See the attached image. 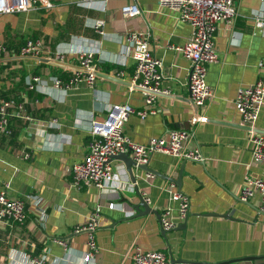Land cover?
<instances>
[{
  "label": "crops",
  "instance_id": "crops-1",
  "mask_svg": "<svg viewBox=\"0 0 264 264\" xmlns=\"http://www.w3.org/2000/svg\"><path fill=\"white\" fill-rule=\"evenodd\" d=\"M76 1L53 0L50 9L0 14V39L9 52L26 39H39L51 58L54 50L63 53L59 61L22 57L0 64V98L22 99L32 117L31 121L10 117V135L0 134V187L6 186L11 197L25 199L27 206L23 222L0 223V264H33L29 263L33 257L41 258L43 264H129L132 241L142 250H162L168 257L169 250L174 258L195 262L264 254V217L258 212L261 196L255 191L242 201L238 195L245 174L264 180V163L250 158L248 133L233 103L238 88L251 84L261 71L260 64L264 65V29L254 25L255 17L264 20V0H235L233 22H217V60L207 63L205 77L212 96L201 106L187 97V59L174 49L190 33L176 12L156 0H136L140 11L132 16L120 11L132 0H106L102 9ZM96 18L104 20L103 35L92 27ZM130 30L147 32L149 48L161 60L160 87L165 91L155 97L156 109L145 116L128 113L123 132L144 144L149 137L165 136L169 129L189 127L192 136L187 145L197 146L203 157L202 161L182 160L161 152L149 156L147 164L153 170L173 178L179 174V186L132 168L135 185L149 205L169 208L175 225L163 234L153 212L136 214L130 206L138 198L119 160H109L114 177L107 187H78L69 181L71 165L85 152L91 122L104 120L109 105L113 115L121 104L135 110L143 107L142 90L131 87L129 81L133 59L125 34ZM90 48L98 64L109 68L101 70L97 64L101 75L90 86L51 88L49 77L67 78L76 67L77 51ZM34 73L42 76V84L26 90L25 80ZM51 119L56 123L43 126ZM255 121L256 129L264 131V99ZM23 151L29 156L22 157ZM173 191L189 198L186 218L177 215ZM29 193L42 197L43 222L26 200ZM110 201L114 203L107 208ZM97 203L101 206L94 232L98 248L94 257L83 262L87 236L72 229L86 220ZM224 211L231 216L204 214ZM182 222L184 227L176 228Z\"/></svg>",
  "mask_w": 264,
  "mask_h": 264
},
{
  "label": "built area",
  "instance_id": "built-area-1",
  "mask_svg": "<svg viewBox=\"0 0 264 264\" xmlns=\"http://www.w3.org/2000/svg\"><path fill=\"white\" fill-rule=\"evenodd\" d=\"M121 6L120 11L124 16H132L139 13L136 0ZM164 6L177 13L178 20L189 26V36L176 45L177 49L187 59V97L196 106H201L212 96V89L206 83L207 63L217 60V50L214 46V33L218 21L232 23L236 17L235 0H156ZM106 0H78L76 4L85 7L102 9ZM95 3V4H94ZM97 3V5H96ZM53 0H0V14L25 11L32 8L50 9ZM102 18H96L92 27L96 33L103 35ZM254 25L264 29V20L255 17ZM125 41L132 50L133 71L130 75V86L137 87L144 94L143 107L135 110L129 104L116 106L117 112L113 115V106L109 105L107 116L102 121H92L89 136L85 145L83 156L74 161L70 167V184L75 186L95 185L99 188L111 185L114 173L109 162V157L118 152H129L136 163H147L149 156L154 152L168 153L177 159H189L202 161V155L197 146H188L187 140L192 136L191 128H172L165 136H152L147 143L140 144L132 141L123 132V121L130 112H136L143 117L147 112L156 109L155 97L164 92L160 87L162 78L161 60L149 48L147 32L127 31ZM77 64L71 69L67 78L58 74L49 77L51 88H66L71 85L84 83L87 86L93 84L98 76V62L94 59V48L79 49ZM22 57H34L39 60L43 58L59 61L63 53L54 50L53 56L45 54L39 39H26L15 52H9L4 42L0 39V64L7 60H15ZM256 79L249 85L240 86L236 92L233 103L239 113V122L244 126L250 140V158L255 162L264 163V131L256 129L257 114L264 99V65ZM121 73V71H119ZM42 84V76L34 73L29 74L25 80L26 90H36ZM20 116L26 121L32 117L24 107L22 99L0 98V134L9 136V118ZM194 119V118H193ZM35 120V119H34ZM42 123V122H41ZM55 120H47L44 125L54 124ZM43 129V128H42ZM22 157H28L29 153L23 151ZM244 183L239 191V200L248 201L252 194L257 191L260 196L258 212L264 217V180L260 177L244 176ZM133 188L134 184L131 182ZM6 186L0 187V223H21L26 215V201L21 197L7 195ZM148 203L149 199L142 196ZM171 197L178 201L177 215L180 219L185 217L188 209L189 198L179 191L171 192ZM26 200L38 212V219L44 221V207L42 197L37 193H29ZM113 201L107 202L106 207L111 208ZM101 206L95 204L86 216V220L72 229L73 232L82 230L85 232L87 250L82 254V261L87 262L97 250L95 229L99 224ZM169 208H161L160 226L163 229L171 228L175 222L168 216ZM63 247L64 240L57 239ZM27 257H29L26 254ZM29 263L43 264L41 258H31ZM129 264H171L165 252L158 249L142 250L134 241L131 243L129 252Z\"/></svg>",
  "mask_w": 264,
  "mask_h": 264
},
{
  "label": "water",
  "instance_id": "water-1",
  "mask_svg": "<svg viewBox=\"0 0 264 264\" xmlns=\"http://www.w3.org/2000/svg\"><path fill=\"white\" fill-rule=\"evenodd\" d=\"M96 73H97V75H101V71H96ZM111 158L117 159L123 163L124 168H125L127 175H128V179L134 184V187L132 189L136 193L138 201L136 203H130V206L133 208V210L136 212V214H144V213H148V212H153L155 214V216H157V218L160 221L161 216L159 214V210L156 207L150 206L149 203L146 202V200L142 197L141 193L138 191L137 186L135 185L136 180H135V175L132 171V168L135 167L137 169H140V170L144 171L146 174L147 173L157 174L163 179H169V180L173 181L176 184V186H179V184H180L179 183L180 182L179 174L175 178H173L167 174L166 175L161 174L160 172L150 168L147 163H136L132 159V157L130 156L129 152H118L116 154L110 155L109 160ZM184 159H182V160H184ZM180 171H181V169H180ZM180 171H179V173H180ZM204 214L218 215V216H225V217L231 216V214H229L227 211H224L222 213L207 212ZM185 218H186V216H185ZM184 224H185V222L179 223L176 226V228H183ZM166 231H167V229H163L161 227V233L162 234ZM168 253H169V261L171 262V264H178V263H180V264H225V263H229V262L242 261V260L249 262V264H264V254L242 255V257L228 258V259H223L222 261H216V262H210V261L195 262V261H189V260L185 261L181 258H174V257H172L169 250H168Z\"/></svg>",
  "mask_w": 264,
  "mask_h": 264
},
{
  "label": "trees",
  "instance_id": "trees-1",
  "mask_svg": "<svg viewBox=\"0 0 264 264\" xmlns=\"http://www.w3.org/2000/svg\"><path fill=\"white\" fill-rule=\"evenodd\" d=\"M98 67L101 69V70H106L109 68V66H107L105 63H99L98 64ZM116 69H118L119 67L115 66Z\"/></svg>",
  "mask_w": 264,
  "mask_h": 264
}]
</instances>
